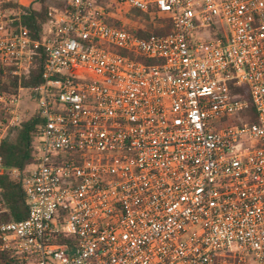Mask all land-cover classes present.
<instances>
[{"label":"built area","instance_id":"1","mask_svg":"<svg viewBox=\"0 0 264 264\" xmlns=\"http://www.w3.org/2000/svg\"><path fill=\"white\" fill-rule=\"evenodd\" d=\"M0 0V144L41 120L16 221L0 183V264H264V0H68L39 39ZM19 6L14 9L9 5ZM169 19L165 35L116 24ZM141 30V29H140Z\"/></svg>","mask_w":264,"mask_h":264},{"label":"trees","instance_id":"2","mask_svg":"<svg viewBox=\"0 0 264 264\" xmlns=\"http://www.w3.org/2000/svg\"><path fill=\"white\" fill-rule=\"evenodd\" d=\"M105 3L109 0H100ZM40 5L39 10L33 8L20 7L24 13L21 15V22L27 28L30 36L34 39H39V34L42 31L43 25L48 20V6L46 0H37ZM14 9L19 6L11 3L9 5ZM137 14H142L146 18L149 15L133 10ZM159 26L150 24L146 32L141 30L132 31L136 35L147 37L150 35H165L171 32V23L169 19H157ZM117 24V23H116ZM45 55L42 51H38L35 55L33 67L28 75L21 78L20 83L16 77H13L10 69L5 74V68L0 67V93L16 94L19 85L23 88H32L39 86L42 82L44 73ZM39 115L35 112L31 117L23 119L20 125L9 132L8 136L0 144V155L3 158V163L8 171L16 169L23 173L25 169L33 163L34 160V142L40 125ZM3 189V194L10 207V216L16 221H21L28 216V208L26 198L22 189L21 180H13L7 172L0 179Z\"/></svg>","mask_w":264,"mask_h":264},{"label":"rangeland","instance_id":"3","mask_svg":"<svg viewBox=\"0 0 264 264\" xmlns=\"http://www.w3.org/2000/svg\"><path fill=\"white\" fill-rule=\"evenodd\" d=\"M67 1L68 0H46V5L48 8H60L64 7ZM29 7L39 10L40 5L37 0H33ZM156 18H146L142 14L135 13L133 10L123 9L116 15V23L123 24L132 31L141 29L142 32H146L150 24L159 26ZM21 110L23 119L31 117L36 112V103L34 100L30 99V95L27 92L21 93Z\"/></svg>","mask_w":264,"mask_h":264},{"label":"crops","instance_id":"4","mask_svg":"<svg viewBox=\"0 0 264 264\" xmlns=\"http://www.w3.org/2000/svg\"><path fill=\"white\" fill-rule=\"evenodd\" d=\"M51 8V7H50Z\"/></svg>","mask_w":264,"mask_h":264}]
</instances>
